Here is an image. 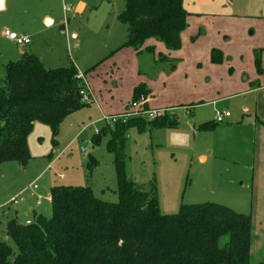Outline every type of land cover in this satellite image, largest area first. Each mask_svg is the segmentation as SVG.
<instances>
[{
    "label": "rangeland",
    "instance_id": "rangeland-1",
    "mask_svg": "<svg viewBox=\"0 0 264 264\" xmlns=\"http://www.w3.org/2000/svg\"><path fill=\"white\" fill-rule=\"evenodd\" d=\"M182 6L188 13L186 27L174 53L176 60L169 61L159 53L158 48L165 50L164 46L153 39L138 54L121 47L127 35L126 26L118 21L125 8L123 0H5L0 11V92L6 94L7 65L22 54L36 56L45 69L72 64L79 74L93 70L85 75L88 84L81 81L88 98L83 102L89 105L64 118L54 138L47 126L34 123L27 136L28 161L0 164V206L8 201L0 208V240H6L5 226L13 215L22 224L31 220L32 211L51 216L48 195L53 186L86 187L102 202L118 201L113 155L106 149L109 137L95 142L94 135L107 123L104 114L123 106L122 113L130 112L139 85L145 92L140 95L148 99L145 84L133 87L136 79L134 84L143 81L152 88L154 101L146 108L175 107L177 124L154 129L144 114L143 128H129L126 174L145 189L154 185L161 214L174 215L181 205L213 203L251 216L248 177L217 150L221 125H215L216 130L199 128L223 112L224 106L232 114L234 109L241 110L243 101L216 110L209 104L193 103L205 88L227 82L241 85L243 78L264 82V0H183ZM5 33L26 37L30 43L20 48ZM152 45L156 49L150 54L145 47ZM213 50L228 62L207 67L205 61ZM153 60L166 68L164 74ZM188 106L191 115L184 113ZM165 116L174 118L170 113ZM211 149L213 157L201 159ZM36 198L40 206L34 205Z\"/></svg>",
    "mask_w": 264,
    "mask_h": 264
},
{
    "label": "trees",
    "instance_id": "trees-1",
    "mask_svg": "<svg viewBox=\"0 0 264 264\" xmlns=\"http://www.w3.org/2000/svg\"><path fill=\"white\" fill-rule=\"evenodd\" d=\"M123 1L125 8L118 14L127 31L122 48L138 54L153 39L167 51L179 50L188 17L183 0ZM145 50L152 53L153 48ZM221 57L213 50L211 63L220 64ZM92 70L79 74L72 64L45 69L31 54L7 65L6 94L0 92V164L28 161L27 136L34 123L47 126L54 138L64 118L89 105L80 92L81 81L87 84L85 75ZM140 94H145L142 85L134 89V101ZM144 123L142 118L120 120L94 135L95 142L109 137L116 203L100 201L86 187H51L49 218L33 211L29 223L15 218L6 223L0 264H251L250 215L213 203L181 205L176 214L164 215L154 185L145 189L126 174V132ZM150 124L154 129L175 128L177 121L164 116ZM215 125L199 128L213 130ZM40 203L36 198L35 205Z\"/></svg>",
    "mask_w": 264,
    "mask_h": 264
},
{
    "label": "crops",
    "instance_id": "crops-1",
    "mask_svg": "<svg viewBox=\"0 0 264 264\" xmlns=\"http://www.w3.org/2000/svg\"><path fill=\"white\" fill-rule=\"evenodd\" d=\"M4 5L5 0H0V11L4 8ZM45 23L49 25L50 21L46 19ZM152 46L149 47L153 48L154 46ZM153 49L156 48L154 47ZM158 50L159 53L163 52V55L167 56L169 61L176 60V55L174 53L177 51L170 52L166 49L163 50V48H158ZM132 51L136 54L134 50ZM223 60L224 62H228V58L224 57ZM222 61L220 64L216 65L211 63L209 57L205 63L207 67L214 68L222 65ZM153 63L157 70L162 71L160 74H164L166 68H164V66H162L160 63L157 64L158 62L155 60H153ZM166 64L169 66L168 62H166ZM174 70L175 69H172L171 72ZM113 77L116 79L117 74ZM242 81L243 83L241 85H238L235 82H227L219 85L216 88L202 89L200 92V97L196 99V103H193V105L198 106L209 104L213 107V109L216 110L220 108L219 106L221 105H226L227 103L235 104L239 100L243 101L241 105L243 106L242 109H234L233 114L228 110L227 106H222L223 108H220L223 109V111L229 112V117L224 119V122L220 123L221 127L218 128V131L221 135V143H219L217 146V150L224 156V160H229L232 165L238 166L243 174L245 173L243 177H248L249 187L252 192V225L249 260L250 262H255V264H257L264 261V82L260 83L254 80L251 81L248 78H243ZM134 82L132 83L133 87L140 83L145 84L146 89L149 92L147 99L148 107V103H153L154 101V97L151 93L152 88L150 89V85L143 83V81H137L135 84ZM86 83L88 84V82ZM124 107L125 106L120 107L117 112L104 114V117L122 113ZM189 107L190 106H188V108ZM152 108L167 109L169 110L170 114H173L174 117L176 116L175 107L163 104L152 105ZM188 115H191V112H189ZM211 122H214V119ZM204 152L205 151H203V153H199L198 156H201L204 154ZM213 152L214 151L211 149V154L208 152L207 155L201 157V159L207 160L209 157H213ZM217 156L218 155H215V157ZM7 203L8 201L1 205L0 208H3V206H5ZM38 206H40V204ZM17 212L18 209L14 211L15 214H17ZM13 216L14 217L12 218L17 219L15 215Z\"/></svg>",
    "mask_w": 264,
    "mask_h": 264
},
{
    "label": "built area",
    "instance_id": "built-area-1",
    "mask_svg": "<svg viewBox=\"0 0 264 264\" xmlns=\"http://www.w3.org/2000/svg\"><path fill=\"white\" fill-rule=\"evenodd\" d=\"M65 11L67 13H70V10L68 8L65 9ZM5 37H9L10 39H12V42L20 48L30 43L28 38L26 37L16 38L14 36H11L8 33H5ZM80 95L84 101H88L87 94L81 91ZM146 104H147V98L141 95L136 101H133L130 103L129 105L130 112H125L119 115L105 116L104 121L107 122L106 124L111 125L120 120L122 122H126L131 117L142 118V116L146 114L149 121L151 122V121L158 120L164 117L167 113H169V110L167 109L146 108ZM183 110L185 111L186 115L189 114V108H183ZM227 117H229V112L227 111L217 112L214 116V122L216 124L223 123L224 119H226ZM33 189H36V186H33ZM13 202H15V200H13Z\"/></svg>",
    "mask_w": 264,
    "mask_h": 264
},
{
    "label": "water",
    "instance_id": "water-1",
    "mask_svg": "<svg viewBox=\"0 0 264 264\" xmlns=\"http://www.w3.org/2000/svg\"><path fill=\"white\" fill-rule=\"evenodd\" d=\"M60 32H63V28H60Z\"/></svg>",
    "mask_w": 264,
    "mask_h": 264
}]
</instances>
